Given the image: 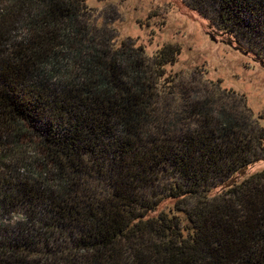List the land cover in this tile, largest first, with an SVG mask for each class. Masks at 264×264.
<instances>
[{
    "label": "trees",
    "instance_id": "16d2710c",
    "mask_svg": "<svg viewBox=\"0 0 264 264\" xmlns=\"http://www.w3.org/2000/svg\"><path fill=\"white\" fill-rule=\"evenodd\" d=\"M190 1L264 65V0ZM88 10L0 8V264H264L263 118L176 86L179 48L117 45Z\"/></svg>",
    "mask_w": 264,
    "mask_h": 264
},
{
    "label": "rangeland",
    "instance_id": "374dc122",
    "mask_svg": "<svg viewBox=\"0 0 264 264\" xmlns=\"http://www.w3.org/2000/svg\"><path fill=\"white\" fill-rule=\"evenodd\" d=\"M7 0H0V8ZM89 14L86 26L110 33L117 45L135 43L152 57L159 49L176 46L180 55L167 66V76H175L176 86H222L237 94L238 102H227L229 111L245 97L256 118L264 126V65L254 55L239 51L221 39L209 26L205 10L190 0H85ZM10 2L6 3V7ZM203 9V8H202ZM20 30V28H18ZM215 33V34H214ZM20 31L13 34L20 38ZM221 40H223L221 42ZM198 97L206 92L197 88ZM264 161L250 168L245 176L262 171ZM168 204L163 205L165 209Z\"/></svg>",
    "mask_w": 264,
    "mask_h": 264
}]
</instances>
